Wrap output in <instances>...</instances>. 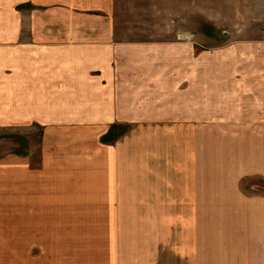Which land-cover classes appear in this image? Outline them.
Wrapping results in <instances>:
<instances>
[{
	"label": "crops",
	"instance_id": "obj_1",
	"mask_svg": "<svg viewBox=\"0 0 264 264\" xmlns=\"http://www.w3.org/2000/svg\"><path fill=\"white\" fill-rule=\"evenodd\" d=\"M134 121L163 138L142 159L147 259L264 264V191L243 187L264 180V0H0V127L44 138L38 164L0 154V264L113 263L21 251L114 248Z\"/></svg>",
	"mask_w": 264,
	"mask_h": 264
},
{
	"label": "rangeland",
	"instance_id": "obj_2",
	"mask_svg": "<svg viewBox=\"0 0 264 264\" xmlns=\"http://www.w3.org/2000/svg\"><path fill=\"white\" fill-rule=\"evenodd\" d=\"M216 5V4H215ZM236 11V10H235ZM216 12V11H214ZM238 13V11H236ZM215 21L214 19L212 20ZM209 23V22H208ZM208 23L203 25V22L200 20L198 21V27L197 31L198 34L203 36H207L208 40L210 42H215L217 37H214L211 33L218 32L219 34H224V31L227 30L226 26H223L221 22L214 23L212 25H209ZM216 24H219L218 26H215ZM220 26V27H219ZM216 30V31H215ZM210 32V33H208ZM213 36V37H212ZM157 124L158 123H143L140 121H134L131 123V129H132V136L128 143V149H131L130 152V159H131V166L127 169V178H131L133 181V201H132V218L129 221V218H127V232L118 233L115 235L116 241H114V248L109 251H100V250H68V249H53V250H46V249H37L34 251H21V256H35V257H49L52 258L53 261L58 258H65V259H71V258H82L86 261H92L95 263H100L98 259H101L100 254L101 253H109L108 257H111L112 262L111 264H152L156 263V258H151L149 255V259H147V256L145 254V247H149L151 251V238L147 235H144L142 232V217H141V210H140V179L141 177H156L155 172L151 170H147V167L149 169L157 167L155 162H152L150 160L151 155L149 154L147 157V160L142 161V159L146 158V150L149 149L152 150V147H155L156 142L158 140H163V138L160 137V139H157L155 136L157 134ZM12 128L9 127L8 129L1 128L0 127V154H4L7 152L12 151H18L22 150V152H27L31 150H34L35 153L33 154L34 160L36 161V164L39 163L41 159V153H40V145L43 144L44 138H43V127L39 124H36V128H32V138H28L31 141V146L27 145V142L22 137V139H19V135L15 134L11 130ZM34 131V132H32ZM35 133V134H34ZM146 134L149 135L148 142L146 140H143L142 135ZM75 138L68 139L63 138L61 140L59 137L57 139L58 144L63 142L64 145H75L72 143V141ZM22 140L25 144L22 143ZM167 140V138H165ZM26 148V151H25ZM144 149V150H143ZM146 154V155H145ZM55 155H59L55 153ZM127 159H129V156L127 155ZM89 177H93V171L89 169ZM243 187L246 188L249 191H264V180L259 178H247L243 182ZM127 212H129L127 210ZM119 222V220H118ZM114 236V235H112ZM144 237H145V244H144ZM147 237L149 239V245L147 244ZM12 255V251H9ZM9 252L6 251V257H9ZM111 261V260H110Z\"/></svg>",
	"mask_w": 264,
	"mask_h": 264
}]
</instances>
